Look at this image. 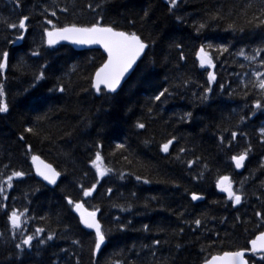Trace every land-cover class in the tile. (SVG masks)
<instances>
[{
  "label": "trees",
  "instance_id": "trees-1",
  "mask_svg": "<svg viewBox=\"0 0 264 264\" xmlns=\"http://www.w3.org/2000/svg\"><path fill=\"white\" fill-rule=\"evenodd\" d=\"M22 16L29 17L26 30L7 27ZM101 17L102 25L134 31L149 45L114 94L91 86L107 59L102 50L52 47L44 35L52 27L48 19L62 27ZM262 21L264 0H177L175 6L170 0H0V59L8 52L0 70L8 104L0 113V182L8 199L0 195V204L28 209L18 229L0 209V264H201L248 247L264 230V107H254L256 100L264 104V92L254 86L264 79V51L255 60L238 52L264 49ZM202 45L214 67L200 65ZM164 88L168 93L154 100ZM245 150L237 169L231 157ZM97 152L112 169L100 178L91 163ZM36 155L62 174L55 185L35 174ZM14 170L25 175L8 188ZM221 176L242 193L239 206L219 192ZM93 183L95 191L84 197L81 186ZM193 192L204 200H192ZM66 197L101 209L107 235L95 254V233L80 224ZM37 228L44 231L36 235ZM27 235L34 236L30 246L22 244Z\"/></svg>",
  "mask_w": 264,
  "mask_h": 264
},
{
  "label": "snow or ice",
  "instance_id": "snow-or-ice-1",
  "mask_svg": "<svg viewBox=\"0 0 264 264\" xmlns=\"http://www.w3.org/2000/svg\"><path fill=\"white\" fill-rule=\"evenodd\" d=\"M17 3L19 4V0H17ZM170 3L171 5L175 6L177 4V0H170ZM99 6L100 5H97V7ZM89 7H91V5H89ZM63 11H67V9H63ZM51 15L56 16V12L52 11ZM28 19V16H22L18 20V23H8L7 27L13 29H16L18 27L19 29L26 30V21H28ZM102 19L103 18L101 17L100 19L86 26H78L76 23H72L70 25H65L62 27H57L55 24H53V21L51 19H48L47 24L52 25V27L51 29L45 27L44 35L47 38L46 42L48 45H54L61 40H71L74 43L78 44L101 45L107 54V59L104 60V62L98 68H96L91 86L97 92L102 91L101 86H103V89H106L109 92H116L117 88L121 84V80L125 77V74L128 73L129 70L132 69L133 65L136 64L137 60L141 58L142 53L145 52V49L148 47V45L136 32L118 30L116 27L107 24L102 25L100 22ZM204 26V24H200L199 28H203ZM199 28L197 29L198 31ZM20 38H22V36ZM177 47H179V45H177ZM209 47H211V45H209ZM220 47L222 50L227 51L226 47ZM261 51H264V49H254L255 55L249 56L245 54L243 49H241L238 52V55L243 56L246 60H255L256 56L260 55ZM38 54L39 53H33V55ZM196 55L202 67L204 65L214 67L213 58L209 54V52L205 51L203 45L200 47ZM183 58V54H181V59ZM7 59L8 52L4 51L2 53V59H0V70L6 68ZM260 63L264 64V59H261ZM254 75L259 78L261 76V73L256 72L254 73ZM43 77L44 72L41 71L39 75L36 76V79L40 80L43 79ZM208 79L209 82L215 79V76L212 72L208 73ZM185 83H187V81H185ZM254 86L259 87V89L264 92V79H259L258 84ZM59 91L64 92V86L61 85L59 87ZM206 91H210V89H206ZM166 93H168V89L164 88L162 91H159L158 94L153 97V99L156 101H160L161 97H164ZM4 94L5 93L3 85H0V113L8 111V104L2 99ZM254 107L262 108L264 107V104H262L260 100H256L254 101ZM149 111H151V109H149ZM185 115L190 116L191 113H186ZM137 127L144 128L145 125L143 123H138ZM26 131L33 132L34 130L32 128H27ZM261 131L262 133H264V129H262ZM236 135L237 134L235 132L232 133L233 138H235ZM21 139H23V137H21ZM175 139V137H172L171 139H168L166 142H164L161 145V150L167 153L169 151V146L173 144ZM30 147L31 146L29 145V148ZM118 147L123 148L124 146L118 145ZM180 151L183 152L184 149L181 148ZM246 158L247 150L240 153L239 155H233L231 157V160L234 161L235 167L239 169L243 166ZM101 159L102 158L100 153L97 152L95 155V159L91 161L93 167H95L96 169V176L98 178L104 177L107 173L112 171V169L110 168L101 166V164L99 163ZM32 160L35 163L37 160H39V157L33 156ZM187 163L189 166H191L193 161L189 160ZM37 174L42 176L43 179L50 184H55L57 182V177L60 176V173L56 171V169L53 168L51 164H44L43 168L37 166ZM24 175L25 172L23 171H12L11 174L6 178L7 187L11 188L13 186V178L23 177ZM136 179L140 180L141 177L137 176ZM98 182L99 180H97V183ZM147 182L148 181L145 180V183ZM216 186L222 191L226 192L228 194V198L234 204L238 205L241 203L242 193H238L233 189L230 177L221 176L218 179ZM81 187L83 196L88 197L93 194L97 187V184L93 183L90 187ZM107 191L111 193L112 189L109 188ZM0 195H4L5 200L8 199L7 195H5V187L3 182H0ZM65 199L67 200L68 204L72 205L74 207V210L79 213L80 224H82L87 229L94 230L95 238L93 254H95L101 249V245L105 242L107 235L102 228L100 220L97 218V213L100 212L101 209L98 206H95L92 208V210H88L79 200L74 201L69 197H66ZM191 199L195 201L200 199V196L197 193L193 192L191 194ZM7 208V205L0 204V209H4L5 215L7 216V221L11 225V227L13 229L20 228L22 224L21 217L28 211V209L25 208L24 213H21L16 208H12L11 211H8ZM255 215L262 216V213L260 211H257ZM194 223L199 226L201 225V220L196 219ZM119 227L123 229L125 225L120 224ZM144 227L147 228V225H145ZM43 231V229L37 228L36 235H39ZM53 235L54 234H50L47 239L51 240L53 238ZM33 239V235H27L23 238L22 244L25 246H30ZM39 243L43 244L45 243V241L41 239L39 240ZM154 243L158 244L159 241H154ZM247 244H250L251 247L249 248L245 246L235 251H225L222 256H213L210 260H204L203 264H250V260L251 264H264V231H259V233L255 235L254 238L247 241ZM16 247L20 248L21 245L17 244ZM246 253H252L253 257L246 258ZM256 255H259V260L255 259Z\"/></svg>",
  "mask_w": 264,
  "mask_h": 264
},
{
  "label": "water",
  "instance_id": "water-1",
  "mask_svg": "<svg viewBox=\"0 0 264 264\" xmlns=\"http://www.w3.org/2000/svg\"><path fill=\"white\" fill-rule=\"evenodd\" d=\"M46 37V36H45ZM46 41H47V38H46ZM61 44H70V45H72L76 50H85V49H93V48H100V49H102L103 51H104V49H103V47L101 46V45H99V44H91V45H88V44H78V43H74L73 41H71V40H61V41H59L58 43H56V44H54L53 46H57V45H61ZM146 50H147V48L145 49V52H146ZM105 52V51H104ZM145 52L144 53H142V55H141V58H139L138 60H137V62H136V64H134L133 65V67H132V69H130L129 70V72L128 73H126L125 74V77L121 80V84H120V86L117 88V90L116 91H118L121 87H122V85L124 84V82L129 78V76L131 75V73L134 71V69L136 68V66H137V64H138V62L140 61V59H142V57H143V55L145 54ZM106 53V52H105ZM101 87H103V86H101ZM44 164H50V163H48V162H46V161H44L42 158H40L39 157V160H37L36 162H35V170H36V172H37V166H40L41 168H43V165ZM52 167L54 168V166L52 165ZM57 171V170H56ZM60 176H58L57 177V179L59 178ZM222 191V190H221ZM222 192H224V191H222ZM225 194H227L226 192H224ZM228 195V194H227ZM203 199V197H201L200 196V199H198V200H202ZM86 209H88L86 206H84ZM89 210V209H88ZM79 214V213H78ZM97 218H98V213H97ZM87 229V228H86ZM88 230H92V229H88ZM92 231H94V230H92ZM251 247V245L249 246V248ZM252 253H246V258H247V256L248 255H251ZM223 254H220V255H214V256H222ZM213 257V256H212ZM211 257V258H212ZM210 258V259H211ZM209 259V260H210ZM203 264V263H202Z\"/></svg>",
  "mask_w": 264,
  "mask_h": 264
},
{
  "label": "bare ground",
  "instance_id": "bare-ground-1",
  "mask_svg": "<svg viewBox=\"0 0 264 264\" xmlns=\"http://www.w3.org/2000/svg\"><path fill=\"white\" fill-rule=\"evenodd\" d=\"M172 13V12H171ZM175 13V12H174ZM180 14V13H179ZM207 31V30H206ZM180 95V94H179ZM181 98V97H180ZM182 100V99H181ZM75 211V210H74ZM76 212V211H75Z\"/></svg>",
  "mask_w": 264,
  "mask_h": 264
},
{
  "label": "rangeland",
  "instance_id": "rangeland-1",
  "mask_svg": "<svg viewBox=\"0 0 264 264\" xmlns=\"http://www.w3.org/2000/svg\"><path fill=\"white\" fill-rule=\"evenodd\" d=\"M102 166V165H101Z\"/></svg>",
  "mask_w": 264,
  "mask_h": 264
}]
</instances>
